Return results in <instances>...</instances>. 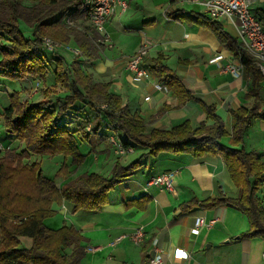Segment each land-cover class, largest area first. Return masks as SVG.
Listing matches in <instances>:
<instances>
[{"label": "crops", "instance_id": "0c3cea01", "mask_svg": "<svg viewBox=\"0 0 264 264\" xmlns=\"http://www.w3.org/2000/svg\"><path fill=\"white\" fill-rule=\"evenodd\" d=\"M248 1L252 3L250 11L264 29V0ZM176 10L187 14L203 13L199 6L187 0H120L105 25L107 45L95 42L102 44L99 59L86 62L80 57L79 66L91 77L92 84L108 83L109 92L117 95L131 114H138L143 119L146 130L169 129L185 120L194 127L202 122L210 125L201 103L213 106L224 128H229V131L225 129L227 136L220 142L231 147L229 134L233 121L230 111L244 108L264 113V83H258L259 89L254 97L251 74L239 58L221 45L207 27L172 18L170 14ZM75 21L79 26L81 20ZM217 22L238 45L231 21ZM83 24L88 26L87 19ZM22 25L19 27L24 36L30 37L32 29L26 26L22 29ZM144 45L148 51L144 59L147 76L135 82L125 64ZM62 46L78 49L73 40L67 45L61 44L60 48ZM60 48L41 50L40 55L48 65L55 56H61L70 64L74 55ZM159 55L163 57L164 65L181 78L185 88L200 102L192 99L179 103L171 92L155 89L158 81L149 69L151 60ZM219 56L220 59L211 62ZM232 66H242L238 78L227 70ZM53 84L50 75L45 84L36 78L12 82L0 77V113L8 106L13 92H20L22 98L26 88L35 85L32 90L34 102H28L36 103L42 99L41 91ZM56 88L60 90V87ZM87 114L90 119L95 117L89 111ZM80 115H84L81 110ZM86 131L89 132L88 127ZM118 135L102 121L99 133L90 135L87 141H77L80 153L85 156L82 164L72 165L70 158L64 161L62 156L50 158L52 162L55 160L56 168L63 162L68 167V175L58 179V186L85 173L107 177L114 163L126 166L147 152L145 148L133 146L130 153L120 154L116 141ZM235 148L254 151L264 161V120L251 118L242 144ZM6 150L21 153L23 146L5 132L0 117V154ZM33 160L30 155L25 162L30 164ZM162 173H173L171 191L149 184L151 178ZM220 192L232 195L235 188L218 157L194 160L189 155L161 153L141 160L132 176L107 193V202L100 211L74 212L73 205L67 202L53 204L56 214L45 219L43 224L51 230L66 226L79 232L83 238L81 244L85 247L80 264H150V259L157 253L161 256L158 264H264V241L243 236L250 229L244 214L226 205L211 209L199 205ZM257 195L264 207V185ZM194 202L196 204L190 209H182V206ZM198 218L201 225L195 234L192 230ZM138 229L143 231L144 238L134 244L130 236ZM19 240L20 247L28 249L31 246L29 238ZM153 240H156L157 247L152 245ZM175 249L182 250L187 257H173ZM70 250L66 249L65 253Z\"/></svg>", "mask_w": 264, "mask_h": 264}, {"label": "trees", "instance_id": "16d2710c", "mask_svg": "<svg viewBox=\"0 0 264 264\" xmlns=\"http://www.w3.org/2000/svg\"><path fill=\"white\" fill-rule=\"evenodd\" d=\"M23 1L0 0V77L12 82L36 78L45 84L50 75L54 84L41 91L43 99L36 103L22 102L20 92H13L8 106L0 113L5 132L23 146L21 153L6 150L0 154V264H80L85 247L79 232L66 226L51 230L43 224L45 219L56 214L52 205L67 202L73 205L74 212L100 211L107 202V193L132 176L141 160L161 153L189 155L194 160L218 157L235 193L220 192L199 205L206 209L223 205L235 208L246 216L250 225L243 236L264 241V207L257 195L264 185V161L254 151L235 148L242 144L250 119L264 120V113L244 108L230 111L233 121L229 134L231 147L220 142L227 132L214 107L203 103L201 107L210 125L202 122L194 127L185 120L169 129L146 130L143 119L131 114L121 99L109 92L108 83L92 84L91 77L79 66L80 57L86 62L98 60L102 45L95 43L102 40L98 33L82 26L87 19L81 11L82 0H35L28 6L23 5ZM170 15L210 29L220 44L246 66L251 74V93L256 97L261 75L219 22L210 20L204 13L187 14L176 10ZM78 18L82 23L79 26L68 22ZM21 23L32 29L30 37L24 36L19 27ZM44 38L57 45H67L73 40L79 54L73 56L70 64L61 56H55L48 65L40 55L41 50L47 49L43 45ZM163 60L161 55L157 56L151 60L149 69L158 83L179 103L199 101ZM56 86L60 87L59 91ZM80 110L84 115H80ZM88 111L95 115L93 119ZM102 121L120 134L116 141L123 149L138 146L147 152L126 166L114 163L107 177L85 173L61 187L56 181L68 175L65 162L55 179L44 177L37 162H25L30 155H40L62 156L64 161L70 158L72 165L82 164L85 156L80 153L77 141H87L90 135L99 133ZM195 204L188 203L182 209H190ZM20 238H29L31 246L28 249L20 247ZM68 248L71 250L67 254Z\"/></svg>", "mask_w": 264, "mask_h": 264}, {"label": "built area", "instance_id": "2783aa9c", "mask_svg": "<svg viewBox=\"0 0 264 264\" xmlns=\"http://www.w3.org/2000/svg\"><path fill=\"white\" fill-rule=\"evenodd\" d=\"M193 5L199 6L202 12L210 19L215 21L230 20L236 31V40L239 48L251 59L252 64L258 69L262 83H264V29L261 21L250 11L252 3L248 0H187ZM81 11L87 16L88 26L102 37L100 43L106 42L105 25L114 13L115 7L120 0H82ZM43 45L53 50L58 47L48 39H43ZM73 55H78V49L70 50ZM147 46L144 45L133 54L125 64L126 71L131 80L138 82L147 76V70L144 67V59L147 56ZM220 59V56L212 59L211 62ZM240 67H228L227 70L234 78L240 76ZM155 89L167 91L164 85L156 83ZM147 99V98H146ZM120 154L130 153V149H123L117 144ZM149 184L162 187L167 191L172 190L173 173H162L150 179ZM201 225V219H195L193 233H198V227ZM144 238L142 230H136L131 236L130 241L139 244ZM157 247L156 240L152 242ZM160 254H155L150 259V264L160 262ZM173 257L183 259L187 257L182 250H174Z\"/></svg>", "mask_w": 264, "mask_h": 264}, {"label": "rangeland", "instance_id": "374dc122", "mask_svg": "<svg viewBox=\"0 0 264 264\" xmlns=\"http://www.w3.org/2000/svg\"><path fill=\"white\" fill-rule=\"evenodd\" d=\"M35 0H24L23 1V5H25V6H28V5H30L31 3H33ZM71 21V22H70ZM69 23H72L73 22V24L75 25L77 22L76 21H72V20H69L68 21ZM82 26H86L85 24H83ZM24 27H25V25H22V29H24ZM27 27V26H26ZM87 27H89V26H87ZM44 39H47V38H44ZM49 40V39H48ZM52 42V41H51ZM103 44H105V45H107V43L106 42H102ZM54 44V43H53ZM59 45V44H58ZM65 46H62L61 48H60V45L55 49V50H58L59 48H60V50H63V49H65L66 51H70V50H72L73 49V47H71V46H66L65 48H64ZM71 52V51H70ZM24 80V79H23ZM34 83H35V81H34ZM33 89H35V85H32V87H30V86H28L27 88H26V91H24V96H21L22 98H20V100L23 102V101H31L32 100V90ZM62 91V93H65V91H63V90H61ZM27 93V94H26ZM42 99H43V97H41ZM41 99V100H42ZM33 101V100H32ZM40 101V100H39ZM34 102V101H33ZM226 131H229V128H228V126H226ZM34 157V162H37L38 164H39V166H40V169H41V172L44 174V176H47V177H49L50 179H55V174H56V172L58 171V169L60 168V165L56 168L55 166H54V162H55V160H54V162H52L51 160H50V158H54V157H49V156H40V155H32V158ZM38 157V158H37ZM61 159V158H60ZM60 162H61V160H59ZM33 162V163H34ZM56 162H58V160L56 159ZM63 162V161H62ZM61 164V163H60ZM51 168H54V169H51ZM56 181V180H55ZM56 183L57 184H59L58 183V179H57V181H56Z\"/></svg>", "mask_w": 264, "mask_h": 264}]
</instances>
